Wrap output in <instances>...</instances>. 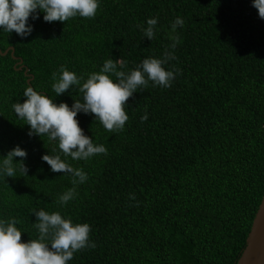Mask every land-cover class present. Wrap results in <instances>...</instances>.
Masks as SVG:
<instances>
[{"label":"trees","instance_id":"obj_1","mask_svg":"<svg viewBox=\"0 0 264 264\" xmlns=\"http://www.w3.org/2000/svg\"><path fill=\"white\" fill-rule=\"evenodd\" d=\"M157 17L156 36H144L141 26ZM177 17L184 25L173 33ZM30 23L25 39L0 32V49H15L0 53V160L19 145L28 168L27 176L0 178V217L16 218L25 242L38 238L41 209L90 224L96 247L68 264H237L264 198V19L252 0H101L94 18L46 22L40 13ZM173 36L179 43L166 67L180 74L170 88H138L125 102L123 130L77 114L84 134L108 152L66 158L89 179L61 207L74 174L42 160L56 144L29 136L12 104L27 99L29 85L57 104L83 102L79 86L52 90L61 65L85 78L108 59L129 71L160 58Z\"/></svg>","mask_w":264,"mask_h":264},{"label":"clouds","instance_id":"obj_2","mask_svg":"<svg viewBox=\"0 0 264 264\" xmlns=\"http://www.w3.org/2000/svg\"><path fill=\"white\" fill-rule=\"evenodd\" d=\"M101 0H0V32L13 31L22 39L29 37L34 24L31 21L43 19L46 22H67L70 18H94L100 7ZM252 6L258 9L261 19H264V0H252ZM147 26H141L144 36H156L157 18H149ZM184 25V20L177 17L171 24L172 32ZM172 44L160 58L144 59L135 68L124 71L123 60L114 62L106 60L99 71H93L87 77L78 76L61 65L58 73H53L52 90L56 96L65 93L71 86H79L83 102L76 99L70 107L67 103H55L54 99L44 92L27 86L23 96L27 99L12 104L17 118L30 126L29 136L47 137L56 144V154L44 155L45 161L54 172L65 171L74 174L71 180L73 187L57 198V203L63 207L77 196V188L89 179L83 168L74 167L67 162V157L73 161H88L97 154H107L103 144H96L84 134L77 114L96 115L97 121L108 131L124 129L129 115L125 102L140 87H147L149 82L164 88L172 87V82L179 69L166 66L175 59L174 50L179 43V36L172 37ZM147 120V112L141 117ZM20 157L18 163H14ZM27 151L17 145L0 160V178L27 176L28 168L23 163ZM135 197H132L134 199ZM38 222L33 227L38 231V238L22 241V231L17 227L14 217H0V264H68L74 254L87 248H95V242L90 241L91 225L76 223L70 216L60 211L48 212L43 209L34 211Z\"/></svg>","mask_w":264,"mask_h":264},{"label":"water","instance_id":"obj_3","mask_svg":"<svg viewBox=\"0 0 264 264\" xmlns=\"http://www.w3.org/2000/svg\"><path fill=\"white\" fill-rule=\"evenodd\" d=\"M10 51L15 56L14 48H10L6 52L0 49V53L4 56L8 55ZM237 264H264V198L247 239V246Z\"/></svg>","mask_w":264,"mask_h":264}]
</instances>
